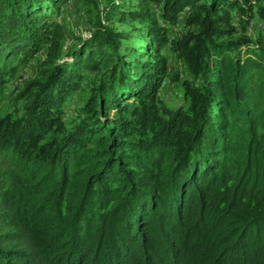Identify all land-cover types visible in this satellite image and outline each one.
<instances>
[{
    "label": "trees",
    "instance_id": "16d2710c",
    "mask_svg": "<svg viewBox=\"0 0 264 264\" xmlns=\"http://www.w3.org/2000/svg\"><path fill=\"white\" fill-rule=\"evenodd\" d=\"M78 1L65 52L71 0H0V98L37 60L0 110V264H264V0Z\"/></svg>",
    "mask_w": 264,
    "mask_h": 264
},
{
    "label": "rangeland",
    "instance_id": "374dc122",
    "mask_svg": "<svg viewBox=\"0 0 264 264\" xmlns=\"http://www.w3.org/2000/svg\"><path fill=\"white\" fill-rule=\"evenodd\" d=\"M120 4H123L124 10L129 11V7L136 5L139 0H117ZM60 21L64 22L65 25L74 33L75 38H69L64 42V51L76 47L80 40L76 39L78 37L87 38L89 36L90 22H89V13L85 6H82L78 0H71V2L65 6L61 15L59 16ZM112 27L121 33H124L130 37L129 40L125 41L126 45L131 48H141L144 45V42L140 39V29L143 28V25L138 21H133L131 19L126 22H120L118 19L114 20L111 23ZM254 26V27H253ZM182 27V26H181ZM177 27V28H181ZM237 28H240L236 24ZM249 34L253 36L254 39L264 37V28H262L261 23L258 19H254L251 23ZM242 31H239L241 34ZM171 70L169 71L168 78L163 85V88L160 90L161 97L170 106H178L181 104L182 100L180 94L182 89L180 87V82L175 80L176 74H180L179 77L184 79L186 74L184 73V67L180 62H176L175 57L170 56ZM36 66L37 60L35 59L30 65H28L24 70H22L18 77L12 82L7 89L4 91V97L0 98V110L9 111L12 108V98L11 92L14 88L22 84L25 80H29L36 75ZM22 76V77H21ZM94 75H91L81 86V89L75 93L74 97L71 100L70 106H68V117L72 115L73 111L80 109L83 105L85 99H88L90 96V89L94 86ZM18 106H22L21 102L18 103Z\"/></svg>",
    "mask_w": 264,
    "mask_h": 264
}]
</instances>
